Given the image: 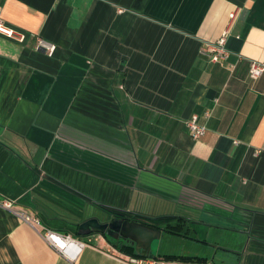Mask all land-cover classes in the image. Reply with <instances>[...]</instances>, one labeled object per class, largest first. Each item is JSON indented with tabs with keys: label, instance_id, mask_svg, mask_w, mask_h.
<instances>
[{
	"label": "crops",
	"instance_id": "0c3cea01",
	"mask_svg": "<svg viewBox=\"0 0 264 264\" xmlns=\"http://www.w3.org/2000/svg\"><path fill=\"white\" fill-rule=\"evenodd\" d=\"M0 20L25 34L0 33V197L40 222L0 206V264H133L77 232L116 212L185 224L155 264H264V0H0ZM226 30L229 58L201 55Z\"/></svg>",
	"mask_w": 264,
	"mask_h": 264
},
{
	"label": "built area",
	"instance_id": "2783aa9c",
	"mask_svg": "<svg viewBox=\"0 0 264 264\" xmlns=\"http://www.w3.org/2000/svg\"><path fill=\"white\" fill-rule=\"evenodd\" d=\"M236 16V12H232L230 17L233 20ZM0 33L8 35L10 37H16L19 40L25 39V34L20 32H15L13 29H10L4 25L0 20ZM229 32L226 30L225 33L214 42H205L201 47L200 53L209 60L213 62H225L230 56V49L227 47ZM38 48L44 49L49 55H52L56 49L54 43H50L42 38L38 39L37 43ZM264 73V61L252 60L250 62L249 75L253 79L261 77ZM205 117L211 115L210 110H206L204 113ZM187 126L190 131V134L193 138L197 139L203 136L206 132V126L201 124L198 121V115L194 114L190 119L187 120ZM237 142V141H235ZM0 206L9 210L13 213H16L23 217L28 222L33 225H39L40 222L38 219L30 217L28 214H25L17 209L14 202L10 199L0 197ZM45 240L57 249L62 255L70 260H74L78 253L80 252L82 241L76 239L71 234L61 233L53 229H45L43 234ZM128 260L133 264H155V259L143 258L140 256H129Z\"/></svg>",
	"mask_w": 264,
	"mask_h": 264
},
{
	"label": "water",
	"instance_id": "95a60500",
	"mask_svg": "<svg viewBox=\"0 0 264 264\" xmlns=\"http://www.w3.org/2000/svg\"><path fill=\"white\" fill-rule=\"evenodd\" d=\"M81 227H86L87 230L79 231L80 235L101 233L114 239L130 240L135 246L136 254L149 259L157 257L158 252L155 251V247L160 245L166 235L161 228L122 217H115L107 222H101L98 218H90L83 222Z\"/></svg>",
	"mask_w": 264,
	"mask_h": 264
},
{
	"label": "trees",
	"instance_id": "16d2710c",
	"mask_svg": "<svg viewBox=\"0 0 264 264\" xmlns=\"http://www.w3.org/2000/svg\"><path fill=\"white\" fill-rule=\"evenodd\" d=\"M115 214L119 215V216H123L125 219H131V220H135V221H139V222H144V223H147V224H150L152 226H156L158 228H161L160 226L158 225H155L153 223H150V222H147V221H143V220H138L136 218V216L134 217H129V214H127L126 212H116ZM185 227V224L184 223H178V224H175V225H170L168 224L163 230L168 233V234H177V235H182V236H186L187 235V229H185L186 231H183V228ZM162 229V228H161ZM124 242V241H123ZM120 250L122 251H125V253L127 254H130V255H133V256H140L139 254H136L135 252V247L134 245H131V244H124V245H121ZM165 258H173V257H177L176 255H170V254H164ZM184 259H193V260H201L200 257H184V256H180Z\"/></svg>",
	"mask_w": 264,
	"mask_h": 264
},
{
	"label": "rangeland",
	"instance_id": "374dc122",
	"mask_svg": "<svg viewBox=\"0 0 264 264\" xmlns=\"http://www.w3.org/2000/svg\"><path fill=\"white\" fill-rule=\"evenodd\" d=\"M126 213H127V212H126ZM127 214H129V213H127ZM133 216L135 217V215H130V214H129V217H133ZM185 229H186V227L183 228V231H186ZM108 240L111 242V244H112V243L114 244V246L116 247V250H118L119 252L125 253V251H122V250H120L119 248H120L121 245H124V244L127 245L126 242H123V241H117V240L112 239V238H110V237H108ZM135 250H136V249H135ZM159 250H160V246L155 247V251H156V252H158ZM160 254H161L160 256H162V257L165 258L164 254H162V253H160ZM165 255H166V254H165Z\"/></svg>",
	"mask_w": 264,
	"mask_h": 264
},
{
	"label": "flooded vegetation",
	"instance_id": "af4514ba",
	"mask_svg": "<svg viewBox=\"0 0 264 264\" xmlns=\"http://www.w3.org/2000/svg\"><path fill=\"white\" fill-rule=\"evenodd\" d=\"M116 217H122V218H124L123 216H116ZM86 230H87L86 227H80V228L78 229L77 232H79V231L84 232V231H86ZM110 238H112V237H110ZM112 239H114V238H112ZM115 240H117V241H124V242H126L127 244H131V245H133V243H132L130 240H125V239H122V238L115 239ZM134 247H135V246H134Z\"/></svg>",
	"mask_w": 264,
	"mask_h": 264
}]
</instances>
